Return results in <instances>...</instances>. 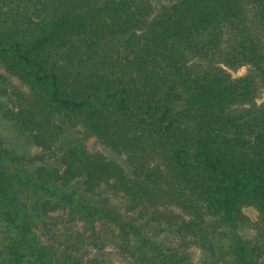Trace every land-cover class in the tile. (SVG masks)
Listing matches in <instances>:
<instances>
[{"label":"trees","instance_id":"1","mask_svg":"<svg viewBox=\"0 0 264 264\" xmlns=\"http://www.w3.org/2000/svg\"><path fill=\"white\" fill-rule=\"evenodd\" d=\"M0 58L30 85L11 93L0 80V96L14 97L13 119L58 162L38 179L79 185L91 203L64 198L93 232L99 221L117 232L130 264H186L158 238L167 230L215 250V212L244 222L253 204L264 216V0H0ZM244 66L251 73L233 76ZM81 128L128 165L90 151L70 133ZM5 156L0 145L1 198L3 177L22 180ZM109 193L128 214L111 210ZM6 206L0 264H75L50 258ZM235 251L259 264L264 230Z\"/></svg>","mask_w":264,"mask_h":264},{"label":"rangeland","instance_id":"2","mask_svg":"<svg viewBox=\"0 0 264 264\" xmlns=\"http://www.w3.org/2000/svg\"><path fill=\"white\" fill-rule=\"evenodd\" d=\"M160 0H154L159 3ZM233 76H246L251 73L249 67L244 66L231 70ZM0 80L5 82L11 93L30 92V85L18 74L9 70L0 58ZM263 98V94L261 96ZM15 99L10 96H0V145L5 150L6 164L9 173L16 179L21 177V184H13L10 178L3 177L7 196L1 198L0 204H7L17 218H23L32 227L33 241L47 252L53 260H70L75 264H130V259L119 247L121 239L117 232L108 234L102 221L97 223L94 232L87 227L84 215L72 209V203L64 198L69 195L71 200L78 203L91 201L85 197L83 189L73 183L63 188H51L38 179L36 172L40 169H52L58 164L52 153L43 150L28 137L18 123L13 119L16 109ZM70 133L81 137L90 151L102 152L118 160L125 167L128 165L124 155H120L107 146L95 135L87 134L83 128L74 129ZM55 151L58 155L63 152V142L58 143ZM18 175V176H17ZM17 176V177H16ZM63 187V186H62ZM5 198V199H4ZM99 198V196H98ZM103 200L110 205L111 210L123 215L128 214L123 198L119 195L104 194ZM100 200V199H99ZM244 222L231 221L218 211L210 218L218 219L222 227V239L217 241L215 250L211 251L201 241L197 242L193 235L181 236L175 231L167 230L159 235L163 245L169 249H179L185 254L186 264H243L235 251V245L241 241L252 242L259 238L264 230V216L253 204H245L242 208ZM0 216V228H1ZM258 224L263 229L256 228ZM160 241V240H159ZM5 235L0 231V260L3 258L6 246ZM189 247H184L185 245ZM250 247L252 245H249ZM248 245L246 248L250 251ZM259 264H264V252L255 255Z\"/></svg>","mask_w":264,"mask_h":264}]
</instances>
